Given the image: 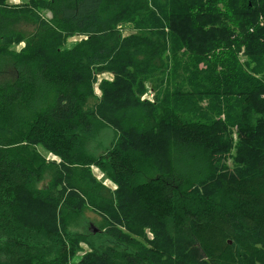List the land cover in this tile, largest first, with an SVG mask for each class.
I'll return each mask as SVG.
<instances>
[{"label": "trees", "instance_id": "1", "mask_svg": "<svg viewBox=\"0 0 264 264\" xmlns=\"http://www.w3.org/2000/svg\"><path fill=\"white\" fill-rule=\"evenodd\" d=\"M262 63L264 0H0V264H69L86 207L78 264H264ZM199 93L225 120L176 102Z\"/></svg>", "mask_w": 264, "mask_h": 264}, {"label": "rangeland", "instance_id": "2", "mask_svg": "<svg viewBox=\"0 0 264 264\" xmlns=\"http://www.w3.org/2000/svg\"><path fill=\"white\" fill-rule=\"evenodd\" d=\"M23 0H21L22 2ZM42 13V11H41ZM48 17H51L50 13H47ZM262 20V19H261ZM22 28L26 29L27 31H32L31 27H26V26H22ZM136 29H134L131 26H127L123 29V34L126 36L128 34H132L135 33ZM81 37H75L73 38L74 41H78ZM170 39V38H169ZM182 51V50H181ZM180 51V53H181ZM182 54V53H181ZM243 54H240L241 60L245 61L246 58L244 56H242ZM206 63L202 62L199 66H198V70L200 71H204L206 70ZM261 72L262 75H264V63L260 64L257 67ZM171 72L174 74L175 73V67L174 64L172 66V61H171ZM256 77H261L260 75H256ZM101 78H113V75L110 73L108 75H103ZM100 78V79H101ZM176 77L171 79H168V85L169 88L167 89L166 87L163 88V96H168L170 98H173V93H175V91L178 89H182L184 92H188V93H195L196 91L194 90V88H192V83L190 82L189 79H181V85H177L178 84V80L176 83ZM183 80L185 81V83H183ZM151 85H148V89L149 91L145 93V95H143L142 97L144 99H148L149 101H154L156 98V95L159 93V90L157 91H153L151 89ZM92 103L94 102L91 101ZM176 102L179 104V107L186 111V112H191V113H196L201 115V113L206 116L207 118L211 119H216V117H220L221 114V110L220 108H214L215 103L214 102H210L209 100H205L203 98V96L200 95V93L198 95L195 96H185V97H181L178 98L176 100ZM220 114V116H218ZM199 117V116H196ZM226 115H222L221 118L223 120H225ZM100 130L102 131V135H100L98 137V139L100 140H104L105 137L114 138V134L112 133V131L110 129H107L106 127H101ZM232 136L234 137V141L237 142L238 140V136H237V129L233 128L230 130ZM100 140L98 141V143L100 142ZM108 142H103V144H106ZM101 144V143H100ZM234 154V153H233ZM59 161V159H57V157H55L54 155H50L47 158V162L48 163H54L55 161ZM233 160L231 159L229 161V166L233 167ZM49 172H53V170H48L47 173L44 176V179L41 183H39V188H42L44 185H47L48 183H50V175L48 174ZM92 172L94 174V176L101 182H103L105 185L108 186H112V181L110 180V178H108V176L98 167H93L92 168ZM97 227L100 228V233H104L106 231V222L104 220V218L96 213L95 211H93L91 208L86 207L79 216H74L72 217L69 221H68V225H67V234L69 236H74V238H79L80 239V248L77 251V254L75 256L74 259H72L69 264H78L80 261V258L88 253L91 252L92 248L94 246H97L96 241L98 240L97 237L95 236H91L89 235L90 233H93L92 228ZM148 239H153L152 235L148 236ZM196 249H199L196 245ZM200 257H201V253H200Z\"/></svg>", "mask_w": 264, "mask_h": 264}, {"label": "water", "instance_id": "3", "mask_svg": "<svg viewBox=\"0 0 264 264\" xmlns=\"http://www.w3.org/2000/svg\"><path fill=\"white\" fill-rule=\"evenodd\" d=\"M92 231L93 233H98L100 230L99 228L93 226Z\"/></svg>", "mask_w": 264, "mask_h": 264}, {"label": "crops", "instance_id": "4", "mask_svg": "<svg viewBox=\"0 0 264 264\" xmlns=\"http://www.w3.org/2000/svg\"><path fill=\"white\" fill-rule=\"evenodd\" d=\"M18 2H21V0H17Z\"/></svg>", "mask_w": 264, "mask_h": 264}]
</instances>
